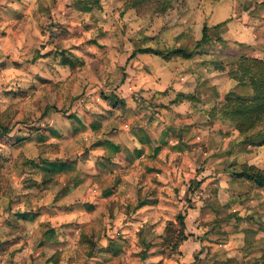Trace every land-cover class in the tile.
I'll use <instances>...</instances> for the list:
<instances>
[{"label":"clouds","instance_id":"9594fccd","mask_svg":"<svg viewBox=\"0 0 264 264\" xmlns=\"http://www.w3.org/2000/svg\"><path fill=\"white\" fill-rule=\"evenodd\" d=\"M0 264H264V0H0Z\"/></svg>","mask_w":264,"mask_h":264}]
</instances>
